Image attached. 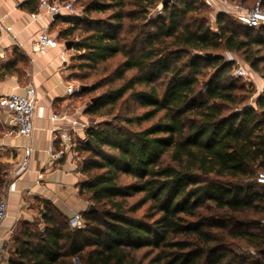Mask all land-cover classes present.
<instances>
[{
  "label": "trees",
  "instance_id": "16d2710c",
  "mask_svg": "<svg viewBox=\"0 0 264 264\" xmlns=\"http://www.w3.org/2000/svg\"><path fill=\"white\" fill-rule=\"evenodd\" d=\"M77 1L85 19L59 17L69 25L59 38L82 32L74 50L82 52L79 59L86 67L121 59L112 71L120 83H108L85 114L92 122L126 95L142 114L133 120L116 116L115 125L89 126L78 149L86 178L80 192L95 210L82 215V228L71 229L46 209L44 229L25 230L8 253V264H71L72 259L79 264H200L205 252L191 241L206 246L212 241L207 231L222 227L205 223L201 211L264 210V194L253 192L259 187L257 174L264 172V89L254 106H247L249 97L238 79L227 77L232 64L216 54H240L252 72L264 76V56H258L264 50V27L234 28L231 18L219 13L212 31L204 0H171L154 22H147V14L158 0ZM36 4L28 0L24 8L34 13ZM129 4L133 11L127 12ZM149 27L155 30L147 32ZM208 68L213 72L199 82ZM88 89L79 96L93 90ZM120 122L138 130H126ZM7 184L0 171V191ZM143 207L142 218L132 217ZM235 236L259 251L264 248L262 236L247 231ZM208 249L206 264H220L223 256H212L215 248Z\"/></svg>",
  "mask_w": 264,
  "mask_h": 264
},
{
  "label": "crops",
  "instance_id": "0c3cea01",
  "mask_svg": "<svg viewBox=\"0 0 264 264\" xmlns=\"http://www.w3.org/2000/svg\"><path fill=\"white\" fill-rule=\"evenodd\" d=\"M27 1L0 0V98L12 93L23 95L26 87H33L37 100L33 131L28 138L12 133L6 111L1 108L0 112V167L5 179L9 178L0 195L7 206L6 218L0 224V249L8 253L37 214L41 218L46 209H51L69 224L75 215L86 213L91 203L87 194L80 192L86 178L82 173L83 156L78 150L86 142L89 117L79 94H66V88L72 85L74 54L65 46L66 40L59 43L56 39L66 24L37 9L28 12L24 8ZM56 24L58 30L51 34ZM45 28L57 46L39 55L34 52V44ZM257 88H263V84L258 82ZM52 114L65 118L52 121ZM53 128L60 131L52 134ZM25 147L31 148V155L25 171L16 176ZM52 153H57L59 159L52 162ZM0 264H8L6 255H0Z\"/></svg>",
  "mask_w": 264,
  "mask_h": 264
},
{
  "label": "rangeland",
  "instance_id": "374dc122",
  "mask_svg": "<svg viewBox=\"0 0 264 264\" xmlns=\"http://www.w3.org/2000/svg\"><path fill=\"white\" fill-rule=\"evenodd\" d=\"M63 2H72L75 6L76 15H73V18L76 19H85L82 14V9L80 6V2L77 0H59ZM85 1V0H80ZM161 1L158 0L154 6V8L150 9L147 14V22L149 20L151 22H154L156 20V17L159 14V11L161 10ZM257 0H246L244 2H230V4L235 5H241L242 7H251L254 2ZM128 3L131 4L132 0H127ZM128 5L126 8L127 12L133 11V7L131 5ZM207 6L202 9L205 13V17L207 18L208 24L210 26V29L212 31H215V27L212 25V23L215 20V17L217 14H219L218 8H214L212 6ZM231 18V20L234 23V28H240L239 25H242V22L235 17L232 13L226 14ZM106 16V13L103 15L96 14L91 15L92 18H104ZM57 25H54L50 29V33L54 34L58 30ZM59 26V25H58ZM69 25H65V28ZM62 30V29H59ZM155 28L149 27L147 28V32H153ZM80 36H82V32L79 30L75 31L72 35H70L66 41L69 42V49L72 54H74V57L72 58V74L70 76L71 84L74 86H80L89 88L88 90L93 89L90 92H87V94L81 95L80 102L82 105L86 106L92 98H95L97 95L102 93L106 90V88L109 86L108 83H111L112 85H117L120 82L114 80L112 76V71L116 67V65L121 61L120 57H117L113 60H109L103 64L95 65L94 67H86L85 63L79 59V56L82 54V52L74 51L75 45L78 43ZM59 43H62V40L59 38H56ZM216 54H219L223 57V60L227 63H231V69L227 74V77L230 78L231 72L233 67L235 66V62L244 64L243 58L240 54H230L226 53L224 51H218ZM258 56H264V50L261 51ZM186 60V59H185ZM183 62H186V61ZM230 60V61H229ZM232 60V61H231ZM182 64V63H181ZM245 65V64H244ZM246 66V65H245ZM263 66V63L260 65V67ZM204 78H199V82H202L206 80L205 78H208L209 75L213 72L210 68L205 69L204 71ZM256 75H260V73H255ZM261 74L264 75V70L261 71ZM133 73L130 72L126 76L127 78L132 76ZM188 74L185 72L184 76H187ZM236 84L239 86H242L245 91V95L249 97L248 102L246 103L247 106H254L253 100L258 96L256 93V88L258 85V78L254 75L252 78L249 79H238L235 80ZM101 87H97V86ZM0 108V112H1ZM142 114V110L138 108V106L129 98L128 95H126L118 104L111 108L106 109L102 111L99 116H94L93 120L89 119V126L98 124V123H112L115 125V121L113 120L114 117H118L119 119H131L133 120L137 116H140ZM120 126L125 128L129 131H137L138 128L135 124L132 125H125L123 122L119 123ZM148 124H142V128L146 127ZM3 133V123L0 121V135ZM83 156V155H82ZM85 156V155H84ZM0 171L3 173L2 167H0ZM5 181L8 183L9 178L5 179ZM258 188H254L253 192L264 194V185L260 183H256ZM5 185V184H4ZM0 193H3L0 191ZM255 196H251L248 198L249 200L254 198ZM138 200V197H135L133 199L128 200V204H132L135 201ZM255 205L261 206V204L255 200ZM92 205L94 210L95 206L91 202L89 206ZM89 208V207H88ZM146 207H143L141 210L137 211L135 214H132V217L142 218V216L145 214ZM88 211V210H87ZM88 213V212H87ZM200 217H202V220L206 221L205 223H218L222 227L213 228L207 232H209L212 238V241L206 246L202 245V242L198 241H191L193 244V248H198L200 250H204L205 253L202 254V259L200 264H206L208 260V254L209 250L208 248H215L212 253V256H223V259L220 261V264H264V256L260 253L259 250L254 247H251L247 245L243 240L239 239L235 235L240 231H247L251 234L259 235L264 238V210L261 211H255L253 209H248L243 212L239 213H230L227 211H219V210H206L201 211ZM70 227V226H69ZM44 229L43 222L41 221L40 216L38 214L34 216L31 226L26 231L39 233ZM22 237V236H21ZM20 237V238H21ZM19 238V239H20ZM18 240V239H17ZM217 245V246H216ZM15 246V245H14ZM14 246L9 250V252L12 253L14 250ZM209 246V247H208ZM206 249V250H205ZM264 251V248H262ZM209 251V252H208ZM146 251H141L136 254L137 257H142L143 253ZM10 253V254H11ZM146 262V261H145ZM71 264H79L77 259H72Z\"/></svg>",
  "mask_w": 264,
  "mask_h": 264
},
{
  "label": "built area",
  "instance_id": "2783aa9c",
  "mask_svg": "<svg viewBox=\"0 0 264 264\" xmlns=\"http://www.w3.org/2000/svg\"><path fill=\"white\" fill-rule=\"evenodd\" d=\"M206 4L214 8H218L219 13H232L242 24L249 29H255L264 27V9L261 7L260 0L254 2L251 7H242L241 5L230 4L228 0H204ZM36 9L45 13L49 16H73L76 15L75 6L72 2H63L59 0H37ZM161 11H159V14ZM57 46V42L54 38L49 36L47 28L43 29L41 33L37 35L34 44V52L39 55H45L49 49H53ZM230 61V60H229ZM232 61V60H231ZM235 66L232 69L231 77L235 79H249L254 75L258 78V82L263 84V88H256V93L259 94L264 89V76L256 75L244 64L235 62ZM66 94L69 96H77L80 94V86L70 85L66 88ZM36 96L33 87H26L23 95L10 94L8 96L0 98V108L4 109L7 114L8 126L12 129L18 137L28 138L31 136L33 131V118L36 108ZM252 107V106H250ZM65 118L64 115L59 116L58 114H52V121H60ZM60 128H53L52 134H57ZM31 155V148L25 147L23 150V160L15 171V175H21L28 163V159ZM77 160L81 161L79 155L74 153ZM51 161L59 159L57 153H52ZM42 175H38V179H41ZM256 183L264 185V172H259L255 178ZM7 206L6 201L3 197H0V224L6 218ZM71 229H80L83 227L82 215L77 214L69 222ZM0 255H6L8 252L1 248Z\"/></svg>",
  "mask_w": 264,
  "mask_h": 264
},
{
  "label": "water",
  "instance_id": "95a60500",
  "mask_svg": "<svg viewBox=\"0 0 264 264\" xmlns=\"http://www.w3.org/2000/svg\"><path fill=\"white\" fill-rule=\"evenodd\" d=\"M170 2H171V0H162V2H161V6L164 7V6L168 5ZM53 18H54V19H58L59 16L56 15V16H53ZM69 45H70L69 42L65 44L66 47H69ZM84 89H85V87H83V86L80 87V91H82V90H84ZM95 99H96V98L92 99L91 102H94ZM93 211H94V208H93L92 205H90L89 208H88V211H87V212L90 213V212H93ZM260 253L264 256V251H263V250L260 251Z\"/></svg>",
  "mask_w": 264,
  "mask_h": 264
}]
</instances>
